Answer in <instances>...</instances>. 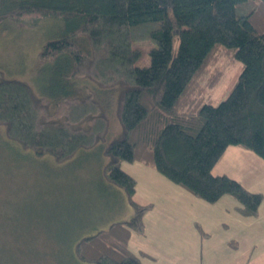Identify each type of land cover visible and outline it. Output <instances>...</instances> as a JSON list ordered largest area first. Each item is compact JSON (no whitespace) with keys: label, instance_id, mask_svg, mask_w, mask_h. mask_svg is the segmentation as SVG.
<instances>
[{"label":"trees","instance_id":"16d2710c","mask_svg":"<svg viewBox=\"0 0 264 264\" xmlns=\"http://www.w3.org/2000/svg\"><path fill=\"white\" fill-rule=\"evenodd\" d=\"M257 5L264 11V0H0V23L61 21L38 60L49 63L64 94L50 101L0 72V125L6 137L38 155L51 154L56 162L106 140L105 177L125 191L134 208L129 219L81 237L75 245L80 260L143 264L127 242L131 231L143 232V215L152 203L134 199L136 180L121 168L122 161L151 166L209 203L232 195L240 214L257 215L261 192L212 173L230 145L264 159V28L254 21ZM144 39L153 45L146 51L148 63L139 65L141 52L134 45ZM220 54L240 61L242 69L214 104L203 99L204 85L214 86L221 72L201 79ZM82 78L100 87L118 86L120 130L110 138L105 104L91 93H73Z\"/></svg>","mask_w":264,"mask_h":264},{"label":"rangeland","instance_id":"374dc122","mask_svg":"<svg viewBox=\"0 0 264 264\" xmlns=\"http://www.w3.org/2000/svg\"><path fill=\"white\" fill-rule=\"evenodd\" d=\"M254 8V21L264 28V11L259 5ZM60 26L61 21L55 18H10L0 23V72L25 81L50 101L64 93L49 63L38 60V53L46 40L58 34ZM151 45L147 39L134 45L141 52L139 65L148 63L146 51ZM241 69L240 61L216 55L204 69L201 81L204 83L217 70L222 76L214 86L204 85L203 99L214 104L222 100L236 83ZM65 90L70 91L66 85ZM72 90L74 94L91 93L105 104L109 116L107 138L120 130L118 86L100 87L82 78ZM105 143L106 140H99L94 147L79 150L72 159L56 162L51 154L38 155L8 139L0 125V264H91L78 258L76 242L123 219L128 208L121 192L105 177ZM122 163L138 177L137 196H154L147 184L152 177L133 168L130 162ZM212 233L213 240L217 233ZM212 257L204 244L202 263L214 262Z\"/></svg>","mask_w":264,"mask_h":264},{"label":"crops","instance_id":"0c3cea01","mask_svg":"<svg viewBox=\"0 0 264 264\" xmlns=\"http://www.w3.org/2000/svg\"><path fill=\"white\" fill-rule=\"evenodd\" d=\"M130 164L152 177L147 184L156 195H149L148 199L138 197L136 173L121 166L136 180L134 199L152 203L143 215V232L131 231L127 242L129 250L143 264H203L204 244L214 259L209 264H264V159L250 149L230 145L212 168L213 174H226L246 189L262 193L255 216L240 214L236 209L239 203L232 195L224 194L209 203L151 166L139 161ZM114 189L121 192L128 204L123 219L116 221L127 220L133 213L132 207L125 191L120 187ZM211 230L217 233L213 240Z\"/></svg>","mask_w":264,"mask_h":264}]
</instances>
